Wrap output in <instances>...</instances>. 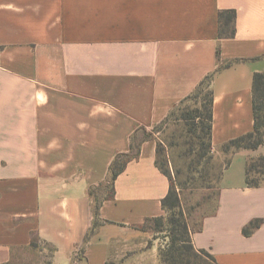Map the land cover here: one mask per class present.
Instances as JSON below:
<instances>
[{"label":"crops","instance_id":"crops-1","mask_svg":"<svg viewBox=\"0 0 264 264\" xmlns=\"http://www.w3.org/2000/svg\"><path fill=\"white\" fill-rule=\"evenodd\" d=\"M227 10L235 35L220 38ZM263 71L264 0H0V264L33 238L50 264H78L82 248L85 264H156L142 229L164 215L170 187L156 140L138 142L107 199L110 165L210 75L211 146L222 152L253 131ZM259 157L264 145L226 154L215 211L191 234L216 264H264V179L246 185Z\"/></svg>","mask_w":264,"mask_h":264},{"label":"rangeland","instance_id":"rangeland-1","mask_svg":"<svg viewBox=\"0 0 264 264\" xmlns=\"http://www.w3.org/2000/svg\"><path fill=\"white\" fill-rule=\"evenodd\" d=\"M205 93L206 90H202L197 97L186 101L183 107L178 105L177 109H174V115L167 122L158 124L150 130L140 129L135 137L136 143L146 138L156 140V161L164 170H169L168 175L172 184L176 187L179 186L178 183L182 184L177 190L181 194V200L186 201L183 212L189 226L195 229L198 228L202 217L210 215L215 208L218 179L226 160L223 148L219 153L212 148H206L207 137L199 139L200 132L193 126L197 123V120L192 119L194 111H204L205 100L203 101L202 98ZM188 116L189 119H184ZM162 217L166 219V213ZM167 226L165 221L161 228L153 222L144 225L151 237L148 248L153 246L157 249L156 264H162L159 253L169 242L167 233L162 229ZM155 228L156 231L151 230ZM32 244L33 246L16 250L8 264H50L52 250L37 238L32 239ZM195 251L196 255L187 256L188 264H216L215 261L199 253L200 250L195 249ZM78 264L85 262L81 261ZM108 264H122V262L111 258ZM175 264L181 263L175 262Z\"/></svg>","mask_w":264,"mask_h":264},{"label":"trees","instance_id":"trees-1","mask_svg":"<svg viewBox=\"0 0 264 264\" xmlns=\"http://www.w3.org/2000/svg\"><path fill=\"white\" fill-rule=\"evenodd\" d=\"M235 18L236 13L234 10H227L218 13V36L220 38H232L235 35ZM227 63L223 66H228ZM212 75L207 76L196 88V90L187 98H185L179 105H183L188 100H192L197 97L202 90H206L205 95L202 100H205L204 111L195 110L192 119L197 120V123L193 124L199 132V139L207 137L208 145L206 148L211 149V120H212V90H211ZM177 109V108H176ZM252 109H253V119L254 128L253 131L245 136L239 137L225 144L223 152L225 154L240 150L248 149L254 150L259 146L264 145V71L261 73L254 74L253 85H252ZM175 113L172 111L168 117L162 122L165 123L169 120ZM186 117L184 119H189ZM140 144L135 142V136L132 138L130 144V149L128 153L119 154L115 157L112 164L109 167L108 177L106 180L105 188L107 190L106 198L110 199L114 197V182L117 176L122 173L131 160L135 159L139 155ZM166 165V162H165ZM156 166L160 172L166 176L170 182L168 175V169H165L158 164L156 161ZM264 179V157H259L256 160L253 159L248 164L246 173V185L249 188L259 187L261 181ZM219 181V179H218ZM179 188L182 187L181 183H178ZM174 184L170 182V187L168 194L161 201L162 209L166 213L167 218L163 217L147 219L145 224L153 222L155 225H159V228L163 227L164 221L168 225L167 228H162L163 231L167 233L169 242L165 248L159 253V258L162 264H175V262L181 264H188L189 260L187 256L196 255V251L192 245L191 234L201 230L200 222L198 228H191L188 224L185 213L183 212V206L186 201L181 200V194L177 190ZM90 196L93 197V214H94V227L97 224V219L99 215L100 201L97 196L94 195L93 191L90 192ZM215 211V208L213 212ZM212 212V213H213ZM211 213V214H212ZM207 216V215H206ZM205 217V216H204ZM203 219V217H202ZM260 219H256L250 222L244 229L243 234L245 236L250 235L255 229H257L261 224ZM144 224V225H145ZM145 230L144 226L142 227ZM152 231H156V228ZM30 245L33 246L32 242ZM83 248L78 250L75 256L77 262L86 261L83 254ZM201 254L215 261L214 258L204 250H200ZM187 257V258H186Z\"/></svg>","mask_w":264,"mask_h":264}]
</instances>
